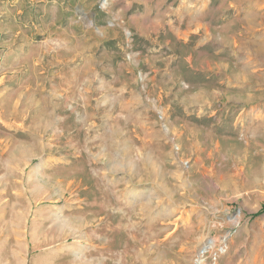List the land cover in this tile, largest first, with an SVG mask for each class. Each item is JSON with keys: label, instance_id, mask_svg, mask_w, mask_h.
<instances>
[{"label": "rangeland", "instance_id": "1", "mask_svg": "<svg viewBox=\"0 0 264 264\" xmlns=\"http://www.w3.org/2000/svg\"><path fill=\"white\" fill-rule=\"evenodd\" d=\"M264 0H0V264H264Z\"/></svg>", "mask_w": 264, "mask_h": 264}, {"label": "trees", "instance_id": "2", "mask_svg": "<svg viewBox=\"0 0 264 264\" xmlns=\"http://www.w3.org/2000/svg\"><path fill=\"white\" fill-rule=\"evenodd\" d=\"M264 212V208H263V210H262V212L261 213H263Z\"/></svg>", "mask_w": 264, "mask_h": 264}]
</instances>
